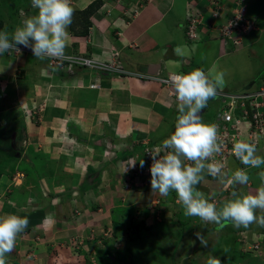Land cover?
I'll return each mask as SVG.
<instances>
[{"label":"crops","instance_id":"0c3cea01","mask_svg":"<svg viewBox=\"0 0 264 264\" xmlns=\"http://www.w3.org/2000/svg\"><path fill=\"white\" fill-rule=\"evenodd\" d=\"M94 1L97 0H72L76 8L72 21L77 26L74 30L71 26L68 29L66 52L102 59L115 58L125 71L121 76L116 72L97 68H76L74 72H68L66 68L50 65L49 58L40 60L34 57L32 52L17 54L12 52L0 56V67L11 65L0 72V129L3 128L0 130V143L8 145L9 150L17 151L16 156H20L18 130L22 128L24 129L22 141L26 142V145L50 141L47 145L57 148L59 143L62 144L63 149L69 151V154L63 151L62 157L72 155L77 158L76 161L65 164L68 168L72 165L78 167L77 176L68 168L61 170L64 165L58 163L56 172L59 170L63 175L65 173L71 175L68 178L63 175L57 176V180L62 178L60 185L62 188L58 195L55 192L51 197L45 198L35 187L36 194L41 199L36 202L42 204V207L29 211V216L40 214L36 216L38 221L42 220V216L45 219L49 218L46 216H51L52 212L56 211L55 225L63 227L62 233L73 224L76 228L78 225H84L90 219L88 217L92 212L89 211L90 205H97L98 209L94 212L98 214L102 210L101 206H104L102 199L107 197L109 189L104 194L99 191L97 194H85L83 190L87 185L86 174L97 172L98 189L103 185L105 189L110 187L112 192L118 194V184L125 183L127 178L122 173L124 166L120 159L127 160L136 153H133L137 151L136 149L149 145L150 142L160 145L174 132L179 115L176 100L171 92L174 88L154 77L189 72L193 68H202L207 72L219 64L222 68L230 66V69L246 72L244 77L242 76L246 78V83L243 82L245 84L234 90L232 89L234 82L225 79V87L218 92H239L245 86L255 89L262 84H257L254 77L264 68V56L258 55L252 47L259 44L264 48V0L243 1L246 15L256 18L261 27L258 31L244 34L238 47L223 41L214 27L233 14L241 5L240 0H100L101 7L89 17V30L84 35L79 30L85 20L77 13L85 10ZM20 4L22 5L15 7L14 10L4 9L5 14L0 15V30L7 26V29L12 31L24 18L35 14L36 10L31 7V0H22ZM217 9L219 16L214 18L213 13ZM23 10L30 11V14L22 15L20 12ZM192 18L201 20L199 27L203 32L202 40L196 43L186 39V26ZM177 46H186L191 55L187 58L170 56L171 53L175 54L174 49ZM193 46L194 52L191 51ZM196 58L199 59V63H194ZM228 58H234L235 63L227 61ZM185 59L190 60L186 62ZM157 69L160 70V75L144 76L149 75L148 71L154 73ZM93 83H97L98 86L91 87L90 84ZM26 103L30 108L35 103L40 105L42 107L40 112L44 111L40 115L44 116L45 120L41 121V118L39 121L32 119L27 121L23 119L24 117L20 118L19 108ZM211 112L212 110L206 107L201 115L202 120L210 116ZM218 114L211 123H216ZM2 124L11 125L12 130L4 129ZM104 141L105 148L109 152L102 159V164L97 166L82 161L86 155H91L88 150L90 152L93 148L101 146ZM39 147V150L45 149L43 146ZM257 150V154L263 156L264 138L261 139L260 148ZM36 153L34 150V154ZM93 153L94 151L92 156ZM143 154L144 152L136 154L137 159H144ZM137 163L139 164L138 160ZM243 167L245 166L238 160L232 158L228 171L218 177L205 172L204 179L196 187L215 203L233 198L231 195L233 191L238 194L255 193L259 187L264 186L259 176V173L264 171V165L260 168L248 169L250 179L246 185H237L233 188L221 183L222 180L226 181L235 169ZM11 168H14V164L5 167L4 173H10ZM29 172H26V176L33 174ZM125 173L132 174L134 180L140 183V186L132 188L135 191L131 194L135 198V205L143 207L154 200L158 203L165 201L163 198L165 196H161L158 192L152 193L151 174L149 178L137 177L132 169ZM17 175L21 177L20 173ZM22 176L25 178V173ZM39 182H41L40 178L37 180V183ZM17 183L19 185L21 182ZM146 184L150 187L143 189L142 186ZM68 190L72 195L67 196L69 197L67 201L63 199V202L60 198L65 197L67 194L64 193ZM32 195L35 196V193L32 192ZM74 197L80 200V206L77 208L71 205ZM168 201L169 199L163 205H169ZM65 212L67 214H64ZM24 213L25 210L23 215ZM261 214L257 212V215ZM255 230L257 234L252 235L253 241H256L259 234L264 233V228L260 226H256ZM33 232L35 231H24L21 239L26 236L31 237L34 235L31 234ZM61 232H58L57 238L61 237ZM69 232L73 234L74 229ZM50 244L52 243L47 245L49 250H51ZM62 255L61 259H73L68 252H63ZM10 260L11 253L6 255V264H16L9 262ZM70 264H76L75 260H70Z\"/></svg>","mask_w":264,"mask_h":264},{"label":"rangeland","instance_id":"374dc122","mask_svg":"<svg viewBox=\"0 0 264 264\" xmlns=\"http://www.w3.org/2000/svg\"><path fill=\"white\" fill-rule=\"evenodd\" d=\"M21 1L0 0V10H2V12L0 11V15L5 14L4 9L14 10L15 7L21 6ZM252 49L257 51L258 55L264 56L262 45L258 44L252 47ZM171 55L176 54L171 53ZM185 60L189 62L190 59ZM198 60L196 58L194 63L198 62ZM227 61L235 63L234 58H228ZM119 65L121 66L120 63ZM213 68L217 71L226 72L225 79L234 82L232 88L234 90L246 83V78H243L246 72L243 70L230 69V66L222 68L219 64ZM263 77L264 68L260 70L259 75L254 77L256 83H263ZM223 105L224 102L220 97L209 99L207 108L212 110V114L206 116V119L204 118L205 120L203 121L211 123L215 119V115L217 116L218 113L223 111ZM41 108L36 103L31 108L28 103L22 104L19 108L20 118L24 117L23 119L27 121H31V119L39 121L42 118L41 121H44L45 117L43 116V118L40 115V113H44V111L40 112ZM3 127L4 129H8V131L12 130V126L9 124H5ZM23 131L24 129L22 128L18 130V139L20 141L18 148L21 154L19 157H16L17 151L13 149L9 150L8 145L0 143V161L4 160V166L10 164L13 166L14 164V168H11L10 173L2 172V174L0 171V215L9 213L21 215L25 210L24 216L29 221L26 230L28 232H35L31 233L34 234L31 237L26 236L23 239L21 238L24 232L18 236L9 262H16V264H70V260H75L76 264H206L207 259L214 255L220 259L221 264H264V233L259 234L256 241L252 240V235L257 234L255 227H259V225L252 224L248 228H237L231 222H224L221 225L204 224L198 217H186L183 214V206L178 201L174 191L170 192L167 197H163L165 201L169 199V205H163L165 201L158 203V201L154 202V200L146 206L138 207L135 205V198L131 194L135 193L132 188L140 186V183L134 180L135 177L133 178V175L130 173H124L127 178L125 179V183L118 184V194L117 192H112L110 187L105 189L103 185L98 189L99 174L97 172L86 174L87 185L83 190L85 194H97L98 191L104 194L108 189L109 191L107 197L102 199L104 206H101V211L98 210L99 214L98 212H94L95 209H98L97 205H90L91 209L89 211H92L88 215L90 219L84 225H78L76 228L73 224L69 229H64L66 231L62 233L61 229L63 227L55 225L54 217H57L56 211H53L51 216H46V218H49L45 219L42 216V220L38 221V217L36 216H40L39 213L36 216H29V211L38 210L39 207H42V204L39 205L36 202V200L41 201L36 194V188L40 190L39 193L45 198L51 197V194L55 192L58 195L62 188L60 186L62 178L60 180L56 178L63 174L59 173L61 172L59 170L56 172L55 168L59 163L64 165L61 170L63 168L67 169L66 162L71 163L75 160L76 156L62 157L61 153L63 151L66 154H69V151L63 149L62 144L59 143H57V148H51L50 145H47L50 141L34 142V144L27 143L26 145V142L22 141L24 138ZM150 144L154 145L151 142ZM39 146H43L45 149L39 150ZM146 146L148 145L136 149L137 151L133 152L136 153L129 156L127 160L120 159L122 165L125 166V163L128 164V161L134 159L135 156L138 157L136 154L143 153ZM34 150L39 154L35 155ZM93 151L94 155L92 156ZM107 152L109 151L105 148L104 141L101 146L93 148L90 152L88 150V153L91 155H86L85 158L89 162L85 158L82 161L86 164L91 163L92 165L99 166L102 164V159L106 157ZM31 157L34 158L33 163L29 160ZM68 169L75 172L74 174L77 176L78 167L72 165ZM129 170L131 169L129 168ZM27 171L34 173L35 176H26ZM37 172L43 175L37 174ZM18 173L21 174V177H18ZM24 173L27 178L22 176ZM70 175L65 173L63 177L68 178ZM146 177L149 178V176ZM39 178L41 179V182H39L41 187L37 183ZM17 182H21V185H17ZM126 184L129 186H126ZM56 185H59V187ZM142 187L143 189L144 187L147 189L150 185L146 184ZM32 192L35 193V196L32 195ZM64 194L67 195L60 198L63 202L64 200H68L69 197L67 196L72 195L70 190ZM26 196H28L27 199ZM119 197L121 199H118ZM222 202L218 201L217 205H222ZM72 204L77 208V206H80V200L74 197L73 203L71 201ZM64 214L67 213L65 212ZM71 229H74L73 234L69 232ZM58 232H61L62 235L57 238L56 236H59ZM197 232L204 235V238L208 240L207 247H203L200 244L196 236ZM66 236L67 238H65ZM32 238L35 240H32ZM259 240V250L253 249L254 243L259 242ZM39 243L42 244V247L38 246ZM49 243H52L50 244L51 250L47 247ZM100 245L105 246L107 249L108 254L105 258L98 257L96 248ZM63 252H68L72 255L73 259H61Z\"/></svg>","mask_w":264,"mask_h":264},{"label":"clouds","instance_id":"9594fccd","mask_svg":"<svg viewBox=\"0 0 264 264\" xmlns=\"http://www.w3.org/2000/svg\"><path fill=\"white\" fill-rule=\"evenodd\" d=\"M31 7L36 10L34 15L24 18L12 31L7 26L0 30V56L19 53L21 48H27L40 60L69 59L66 54L68 29L76 11L72 0H31ZM191 51H195L194 46ZM174 52L182 58L191 55L186 46H177ZM10 66L0 67V72ZM225 76V71H217L215 68L207 72L202 68H193L189 72L170 75L179 115L174 132L159 146L145 151L152 159L151 190L165 197L174 191L183 206L184 216L198 217L204 224L231 222L237 228H248L252 224L264 228V186L259 187L255 193L238 194L233 191V198L220 206L196 187L204 179L205 172L218 177L223 169L222 163L215 160L222 149L218 127L204 122L201 113L209 99L215 98L218 90L225 87ZM250 90L254 89L243 92ZM257 142L242 139L234 143L232 152L245 167L235 169L221 183L233 188L246 185L250 179L248 169L264 165V156L257 154ZM137 160L139 167L143 168L144 159H132L123 167L122 173L127 172L129 167H135ZM259 176L264 182V171ZM258 211L262 214L257 215ZM28 223L26 216L14 213L0 215V264H6V255L13 251L18 236L26 230ZM196 236L203 247L208 246L204 235L197 232ZM206 264H221V261L212 255Z\"/></svg>","mask_w":264,"mask_h":264},{"label":"built area","instance_id":"2783aa9c","mask_svg":"<svg viewBox=\"0 0 264 264\" xmlns=\"http://www.w3.org/2000/svg\"><path fill=\"white\" fill-rule=\"evenodd\" d=\"M243 1L240 0L241 5L235 9L233 14L223 20L219 25H216L214 29L218 32L220 38L225 42H231L234 46H239L242 42L244 34L252 31L259 30L260 23L256 18H250L246 15V7L243 8ZM22 15L30 14V11H21ZM214 18L219 16V10L217 9L213 13ZM201 20L192 18L188 21L186 26V39L190 42H196L203 38V32L200 29ZM20 52H31L27 48H21ZM17 54V52H14ZM69 59L64 61H58L49 58L50 65L53 67L66 68L68 72H74L76 68H97L104 69L111 72H116L117 75H122V70L119 65V61L115 58L102 59L97 57H87L80 54H69L66 52ZM175 73H169L168 77L158 78L164 84L172 86L170 82V75ZM146 77H152L144 75ZM95 88L97 83L90 84ZM174 99L176 100L175 91H171ZM219 97L224 102L223 111L218 114L215 125L219 130V141L222 144L221 153L215 157L223 165L220 175L228 171L230 160L236 159L232 152L234 143L239 140H249L257 142V149L260 148L261 139L264 138V83L258 86L254 90H250L242 93L234 92H218ZM31 111V110H29ZM246 137V139H244ZM159 145H148L145 147V151L153 149ZM144 151L145 165L143 168L139 167L136 162L135 167H129L134 170L137 177L139 175L149 176L150 167L152 164L151 156L148 152ZM264 156V152H263ZM134 159H137L135 156ZM238 160V159H237ZM239 161V160H238ZM190 163V162H188ZM212 176V175H211ZM214 177V176H213ZM260 247L259 242L254 243L253 249Z\"/></svg>","mask_w":264,"mask_h":264},{"label":"trees","instance_id":"16d2710c","mask_svg":"<svg viewBox=\"0 0 264 264\" xmlns=\"http://www.w3.org/2000/svg\"><path fill=\"white\" fill-rule=\"evenodd\" d=\"M101 4H102V2L100 0L99 1L97 0V1L92 2L85 10H83L81 12H78V13L76 12L79 16L84 17L83 20H85L84 23L81 24L82 27L79 30L80 33H82L84 35L88 33L89 26H90L89 17L92 16L101 7ZM75 26H77V25L75 23L73 24V21H72L71 29L74 30ZM260 27H261V24H260ZM252 31H254V30H252ZM256 31H258V30H256ZM229 43L231 44V42H229ZM38 154L39 153H36L35 155H38ZM1 157H3V156H1ZM16 157H19V156H16ZM33 159H34L33 157H31L29 159L31 163L34 162ZM3 162H4V160L0 161V169H1L0 171H1V173L2 172L4 173V169H5V166H6V165L5 166L3 165ZM8 163H10V162H8ZM132 171H134V170H132ZM29 174H31V173L29 172ZM39 174H41V173H39ZM31 175L35 176L34 173L31 174ZM41 175H43V174H41ZM135 176H136V173H135ZM139 176H145V175H139ZM20 216H24V215L21 214ZM25 231H27V230H25ZM105 249H106L105 246H101V245L97 246L96 250H97V253H98V257L105 258V256L108 254L107 249L106 250Z\"/></svg>","mask_w":264,"mask_h":264},{"label":"water","instance_id":"95a60500","mask_svg":"<svg viewBox=\"0 0 264 264\" xmlns=\"http://www.w3.org/2000/svg\"><path fill=\"white\" fill-rule=\"evenodd\" d=\"M157 67H159V66H157ZM158 69H159V68H158ZM158 69H157L154 73H152L151 71H148L147 73L150 74V75H151V74H152V75H159V74H160V70H158ZM249 89H250L249 87H246V86H245V88H243V89L240 90L239 92H243V91H245V90H249Z\"/></svg>","mask_w":264,"mask_h":264}]
</instances>
